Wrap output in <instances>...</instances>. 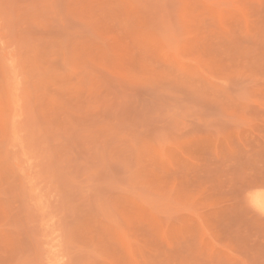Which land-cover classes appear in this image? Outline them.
Here are the masks:
<instances>
[{
  "label": "rangeland",
  "instance_id": "rangeland-1",
  "mask_svg": "<svg viewBox=\"0 0 264 264\" xmlns=\"http://www.w3.org/2000/svg\"><path fill=\"white\" fill-rule=\"evenodd\" d=\"M264 0H0V264H264Z\"/></svg>",
  "mask_w": 264,
  "mask_h": 264
},
{
  "label": "snow or ice",
  "instance_id": "snow-or-ice-1",
  "mask_svg": "<svg viewBox=\"0 0 264 264\" xmlns=\"http://www.w3.org/2000/svg\"><path fill=\"white\" fill-rule=\"evenodd\" d=\"M248 195L253 203H256L261 207V210H264V203H260L261 201H264V187L252 189L249 191Z\"/></svg>",
  "mask_w": 264,
  "mask_h": 264
},
{
  "label": "bare ground",
  "instance_id": "bare-ground-1",
  "mask_svg": "<svg viewBox=\"0 0 264 264\" xmlns=\"http://www.w3.org/2000/svg\"><path fill=\"white\" fill-rule=\"evenodd\" d=\"M260 203H264V201H261ZM256 204V203H255ZM257 205V204H256ZM258 206V205H257Z\"/></svg>",
  "mask_w": 264,
  "mask_h": 264
}]
</instances>
